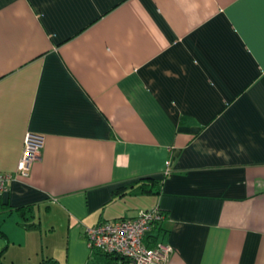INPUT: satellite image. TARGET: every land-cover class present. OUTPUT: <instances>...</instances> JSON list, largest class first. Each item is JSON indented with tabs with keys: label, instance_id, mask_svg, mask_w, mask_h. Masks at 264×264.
Instances as JSON below:
<instances>
[{
	"label": "crops",
	"instance_id": "1",
	"mask_svg": "<svg viewBox=\"0 0 264 264\" xmlns=\"http://www.w3.org/2000/svg\"><path fill=\"white\" fill-rule=\"evenodd\" d=\"M0 172L1 264L155 206L169 264H264V0H0Z\"/></svg>",
	"mask_w": 264,
	"mask_h": 264
},
{
	"label": "built area",
	"instance_id": "2",
	"mask_svg": "<svg viewBox=\"0 0 264 264\" xmlns=\"http://www.w3.org/2000/svg\"><path fill=\"white\" fill-rule=\"evenodd\" d=\"M42 147V136L26 135L17 166L18 176H29L31 164L40 157ZM11 179V175L0 172V199ZM165 219L164 211L155 206L139 210L134 216L118 217L88 226L84 234L92 250L115 256L119 261L126 260L128 264H169L173 248L159 237Z\"/></svg>",
	"mask_w": 264,
	"mask_h": 264
},
{
	"label": "trees",
	"instance_id": "3",
	"mask_svg": "<svg viewBox=\"0 0 264 264\" xmlns=\"http://www.w3.org/2000/svg\"><path fill=\"white\" fill-rule=\"evenodd\" d=\"M137 182H140L141 185H140V188L146 192H151L152 188L151 187H148L149 185L151 186V184H155V185H158L161 183L160 180H157V179H154V178H151V177H145V178H140L139 180H137ZM150 182V183H149ZM149 183V184H148ZM120 189L116 190V194H118ZM1 207V205H0ZM24 209H28V210H31L30 208H19L18 210H22L24 212ZM107 257H109L112 261H113V264H128V262L126 260H122V261H119L117 257L115 256H112V255H105ZM1 264V263H0ZM39 264H58L57 261L55 260H52V259H47L45 260L44 262H41Z\"/></svg>",
	"mask_w": 264,
	"mask_h": 264
}]
</instances>
